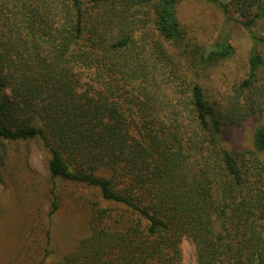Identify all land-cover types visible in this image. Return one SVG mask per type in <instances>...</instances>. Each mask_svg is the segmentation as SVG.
<instances>
[{
  "label": "trees",
  "instance_id": "16d2710c",
  "mask_svg": "<svg viewBox=\"0 0 264 264\" xmlns=\"http://www.w3.org/2000/svg\"><path fill=\"white\" fill-rule=\"evenodd\" d=\"M181 1L0 0V181L8 143L37 140L50 215L59 179L97 190L63 264H183L184 239L195 264H264V122L251 148L225 137L264 117V0H206L250 34L232 78L214 72L231 46L200 43ZM48 226L13 259L43 264Z\"/></svg>",
  "mask_w": 264,
  "mask_h": 264
},
{
  "label": "rangeland",
  "instance_id": "374dc122",
  "mask_svg": "<svg viewBox=\"0 0 264 264\" xmlns=\"http://www.w3.org/2000/svg\"><path fill=\"white\" fill-rule=\"evenodd\" d=\"M178 16L203 45L224 39L231 46L229 56L214 71L217 76L226 74L232 78L243 75L252 44L250 34L244 27L233 19L227 20L219 9L206 0H182ZM252 32L264 36V23H257ZM260 50L264 55V46ZM263 122L264 117L251 118L241 126L227 130L225 137H234L240 147L251 148L252 133ZM261 158L264 160V151ZM47 166L48 154L39 141L8 143V159L0 181V264H35L38 258L13 259L15 247L25 239L26 244H36L39 252L46 244L49 223L50 246L54 252L43 264H63V258L76 248L80 239L89 234L88 203L98 198L97 190L85 184L59 179L56 181V191L61 203L50 215ZM181 249L183 264H195L194 245L184 239Z\"/></svg>",
  "mask_w": 264,
  "mask_h": 264
}]
</instances>
